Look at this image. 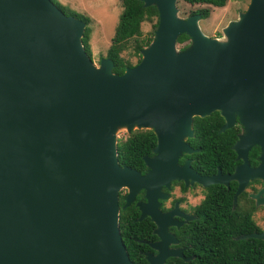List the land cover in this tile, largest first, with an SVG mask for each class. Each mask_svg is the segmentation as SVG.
<instances>
[{
  "label": "water",
  "instance_id": "obj_1",
  "mask_svg": "<svg viewBox=\"0 0 264 264\" xmlns=\"http://www.w3.org/2000/svg\"><path fill=\"white\" fill-rule=\"evenodd\" d=\"M139 1L157 23L139 61L117 74L110 58L87 55L82 19L51 0H0V264H134L121 187L122 207L141 187L151 206L172 179L218 182L177 162L194 150L184 141L194 116L220 110L223 130L249 114V136L264 138V0H249L220 37L200 29V13L180 17L176 0ZM141 128L155 135L145 174L117 157V132ZM159 235L149 264L180 254Z\"/></svg>",
  "mask_w": 264,
  "mask_h": 264
},
{
  "label": "flooded vegetation",
  "instance_id": "obj_2",
  "mask_svg": "<svg viewBox=\"0 0 264 264\" xmlns=\"http://www.w3.org/2000/svg\"><path fill=\"white\" fill-rule=\"evenodd\" d=\"M244 117L249 114H234L232 124L220 130L225 117L218 110V153L213 154L218 166L214 171L207 172L206 160L194 157L199 148L190 145L189 137L184 140L194 150L182 152L178 164L188 161L190 169L201 176L218 174V182L203 185L190 178L172 179L158 187L151 206H147L143 187L127 205L136 209L138 235L134 240L147 264L145 254L158 253L151 244L162 241L159 232L163 230L165 249L180 254H170L160 264H264V238L252 236L264 231V138L249 136L255 131H250ZM152 148L136 169L141 174L148 169L143 157L152 156ZM126 193L124 187L118 190L119 211Z\"/></svg>",
  "mask_w": 264,
  "mask_h": 264
},
{
  "label": "trees",
  "instance_id": "obj_3",
  "mask_svg": "<svg viewBox=\"0 0 264 264\" xmlns=\"http://www.w3.org/2000/svg\"><path fill=\"white\" fill-rule=\"evenodd\" d=\"M65 14H71L82 19L85 27L82 36V44L88 56H92L90 47L91 18L81 12L71 9L69 6L57 0H51ZM189 3H204L221 7L226 0H185ZM122 10L118 14L116 24L113 29L106 51L101 55L108 57L113 62L112 71L121 74L125 67L135 65L140 59V49L146 45L152 36V30L143 34L140 28L144 20L152 21L154 28L157 23V10L155 6H143L139 0H121ZM198 12L201 18L209 15L207 8H199L191 11L190 14ZM188 40L186 34H180L177 38L178 43ZM130 48V52L136 56L134 63L128 61L121 55V52ZM218 111H213L204 117L194 116L192 120L193 136L188 138L191 146L198 147L194 157L197 161L206 160L205 169L207 172L214 171L218 166ZM155 143V135L152 130L142 129L119 138L117 141V157L121 164H126L132 168L139 169L142 165V156L149 155ZM197 165L200 166L197 162ZM136 209L133 205L121 208L119 211V230L122 242L126 248L129 259L134 264H147L143 256L137 253L136 242L137 222L135 221Z\"/></svg>",
  "mask_w": 264,
  "mask_h": 264
},
{
  "label": "rangeland",
  "instance_id": "obj_4",
  "mask_svg": "<svg viewBox=\"0 0 264 264\" xmlns=\"http://www.w3.org/2000/svg\"><path fill=\"white\" fill-rule=\"evenodd\" d=\"M66 2L67 6L71 9L84 13L91 18L90 27L93 29V42L91 59L94 63L102 57L101 55L106 51L110 38L116 24L118 14L122 10L121 0H62ZM249 0H226L225 4L221 7L213 6L204 3H189L185 0H176V7L178 8V15L180 17H187L191 11L199 8H207L209 15L206 18H200L198 25L200 29L208 36L220 37L222 35L221 29L231 20L237 18V14L243 11ZM153 20H144L141 25L143 34L148 33L155 27H152ZM188 42L177 43L180 48ZM130 48L121 52V55L134 63L136 56L130 52ZM137 129L131 130V133ZM142 130V128L140 129ZM127 134L124 130L117 132V139L125 138Z\"/></svg>",
  "mask_w": 264,
  "mask_h": 264
},
{
  "label": "crops",
  "instance_id": "obj_5",
  "mask_svg": "<svg viewBox=\"0 0 264 264\" xmlns=\"http://www.w3.org/2000/svg\"><path fill=\"white\" fill-rule=\"evenodd\" d=\"M57 1H59L62 4H67L66 2H64L62 0H57ZM90 47H91V52H92V49L94 47V42H93V29L92 28H91V34H90Z\"/></svg>",
  "mask_w": 264,
  "mask_h": 264
}]
</instances>
